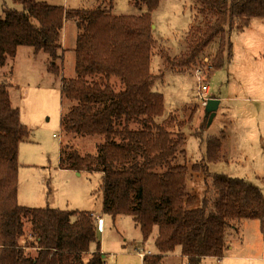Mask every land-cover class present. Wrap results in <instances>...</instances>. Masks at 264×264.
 <instances>
[{
  "label": "trees",
  "instance_id": "16d2710c",
  "mask_svg": "<svg viewBox=\"0 0 264 264\" xmlns=\"http://www.w3.org/2000/svg\"><path fill=\"white\" fill-rule=\"evenodd\" d=\"M11 1L21 8L3 9L0 15V67L16 57L18 48L28 47L48 56L49 73L63 75L61 94L71 103L60 121L63 133L74 142L98 139L93 152L83 154L63 139L59 168L100 173L103 213L113 219L129 216L143 241L157 230L156 252L142 258L143 264H162L177 250L185 259L181 264L220 260L229 248L227 236L244 220H258L264 233L261 190L208 170L211 163L228 161V128L205 138V156L189 169L180 162L187 136L179 111L164 118V95L154 90L164 71L154 75L150 70L155 54L164 70L177 72L199 68L205 57L211 63L209 78L231 62V34L264 21V0H192L197 13L186 49L175 58L153 36L152 15L161 0H131L141 11L135 15L113 13L115 0H95L94 8ZM69 22L76 28L74 76L66 78L57 61L65 52L63 29ZM213 42L216 51L206 55ZM9 89L0 79V264H106L92 213L19 204V146L29 140L30 130L12 105ZM207 124L202 120L200 129ZM193 173L203 177L200 195L189 188Z\"/></svg>",
  "mask_w": 264,
  "mask_h": 264
},
{
  "label": "rangeland",
  "instance_id": "374dc122",
  "mask_svg": "<svg viewBox=\"0 0 264 264\" xmlns=\"http://www.w3.org/2000/svg\"><path fill=\"white\" fill-rule=\"evenodd\" d=\"M46 1L53 4L61 3L70 8L96 7L95 0ZM12 8L21 7L11 0H0V15L3 9ZM140 12L133 6L131 0L114 2L115 14L135 15ZM196 13L192 0H161L153 12V36L170 57L175 58L186 49L189 25ZM64 30L65 28L63 35ZM66 33L67 42L62 41L65 52L63 58L57 61V66H61L62 63V73L66 78H70L74 76L72 48L75 45L76 28L73 23L66 24ZM230 39L231 62L225 68L213 72L209 78L207 71L211 69V63L205 57L199 62L200 71L195 69L187 72L164 70L163 60L157 54L153 55L151 60L152 74L159 75L164 71L163 76L156 78L154 84V90L164 95V118L171 110H177L179 111L177 115L183 122L182 131L187 136V141L184 147L186 153L180 158V162L187 163L189 169L193 164L201 162L205 156V138L217 135L224 126H227L228 115L234 114L239 106L237 100L221 102L212 122L206 125V129L201 130L202 120H209V114L205 111L207 101L217 97L221 99L234 96L249 97L244 94L245 85L256 86L264 83V58L259 53L262 51L264 54V30L252 25L242 32L234 31ZM259 47L260 50H257ZM216 48L217 43H211L206 49V55H212ZM49 62L46 54H35L28 47H20L16 57L8 60L4 67H0V79L10 84L12 105L19 107L20 119L30 130L29 140L19 146L18 202L29 207L48 205L59 209L90 212L94 216L96 238L100 243L106 264H143L145 256L151 257L156 252L154 237L157 230H154L147 241H143L139 227L129 216L118 215L113 219L104 214L100 173L77 174L61 171L58 168L63 139L66 143L73 144L74 148L83 154L93 152L94 144L97 142L95 139L98 138L79 137L80 140L74 142L71 136L63 133L60 121L71 103L61 94L63 75L55 76L49 73L46 68ZM204 85L207 86L204 89L206 92L201 91ZM200 94H204L206 100L200 97ZM197 127L199 130H196ZM83 139L84 141L80 143L79 141ZM235 151L236 153L232 152L227 162L208 165L209 172L226 173L230 177L242 178L249 183L255 182L264 191V173L260 175L262 179L254 173L262 167H258L254 159L238 153V149ZM238 160L240 162L236 163ZM193 176L195 179L189 180V188L200 195L204 188L203 177L194 173ZM242 237L247 248L250 247L249 242L255 243L251 244L253 246L257 244L264 246V233L260 231L258 220L242 221L240 229L227 236V243H235ZM94 247L95 245L92 244L91 248ZM226 251L221 261L207 257L203 260V264H264V248L262 253L255 251L253 259L247 260L231 258ZM139 252H145L143 259L137 255ZM184 261L177 250L173 254L166 255L162 264H181Z\"/></svg>",
  "mask_w": 264,
  "mask_h": 264
},
{
  "label": "crops",
  "instance_id": "0c3cea01",
  "mask_svg": "<svg viewBox=\"0 0 264 264\" xmlns=\"http://www.w3.org/2000/svg\"><path fill=\"white\" fill-rule=\"evenodd\" d=\"M252 25L256 26V28L258 29L264 30V21H253V23L249 27H251ZM64 28L65 30L63 35V42L66 43V25ZM257 50H260V47L257 48ZM259 53L264 58V54L262 53V51H260ZM243 91L244 94L249 97L234 96L233 98L225 99L217 97V99L220 100L219 104H221V102L223 101H238L239 106L236 109V112H233L234 114L230 113L228 115L229 121L226 126L229 132V156L231 158L232 152L236 153L235 149H238V153H242L246 158H252V160L254 159L258 167H262L260 170H256V172H254L257 177H260V175H263L264 173V83L256 86L245 85ZM226 111L228 112V110ZM239 162L240 160H238L236 163ZM61 171L78 173L71 170L61 169ZM251 183L256 185L264 195V191H262L259 185H257L255 182ZM248 244H250L249 248L245 246V240L242 237L237 242L229 244V248L226 252L231 256V258L244 260L253 259L252 257L255 251L256 253H262V250L264 248L263 245L257 244L253 246L251 244L255 243L251 242H249ZM234 252H237V254H235ZM221 260L222 258L219 261Z\"/></svg>",
  "mask_w": 264,
  "mask_h": 264
},
{
  "label": "water",
  "instance_id": "95a60500",
  "mask_svg": "<svg viewBox=\"0 0 264 264\" xmlns=\"http://www.w3.org/2000/svg\"><path fill=\"white\" fill-rule=\"evenodd\" d=\"M219 99H210L207 101L205 105V111L207 114H209V120H208V125L212 122L216 115V111L219 106ZM78 174V173H77Z\"/></svg>",
  "mask_w": 264,
  "mask_h": 264
},
{
  "label": "built area",
  "instance_id": "2783aa9c",
  "mask_svg": "<svg viewBox=\"0 0 264 264\" xmlns=\"http://www.w3.org/2000/svg\"><path fill=\"white\" fill-rule=\"evenodd\" d=\"M205 59L207 60V58H205ZM197 70L200 71L199 68H197ZM202 87H203V88H201V91H202V92H206V91H204V89H206L207 86L204 85V86H202ZM200 97L205 98V100H206V97L204 96V94H200ZM137 255L140 256L141 258H143V256L145 255V253H140V252H139Z\"/></svg>",
  "mask_w": 264,
  "mask_h": 264
}]
</instances>
